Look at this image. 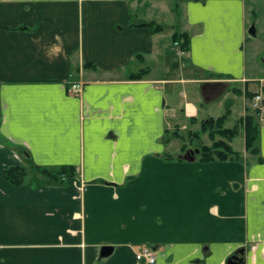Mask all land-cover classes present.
Listing matches in <instances>:
<instances>
[{
	"label": "crops",
	"instance_id": "1",
	"mask_svg": "<svg viewBox=\"0 0 264 264\" xmlns=\"http://www.w3.org/2000/svg\"><path fill=\"white\" fill-rule=\"evenodd\" d=\"M140 21L162 28L131 25ZM176 34L187 38L177 66ZM260 89L264 0H0V264H143V246L156 264L238 253L230 264H264ZM226 109L223 127L238 132L224 140L239 156L182 158ZM10 165H71L75 176L15 186Z\"/></svg>",
	"mask_w": 264,
	"mask_h": 264
},
{
	"label": "trees",
	"instance_id": "2",
	"mask_svg": "<svg viewBox=\"0 0 264 264\" xmlns=\"http://www.w3.org/2000/svg\"><path fill=\"white\" fill-rule=\"evenodd\" d=\"M134 26H148L152 30H160L161 25L155 24L152 21H140L138 23H131ZM185 37V36H184ZM173 38H180L179 35H174ZM182 48H187V38L182 42ZM140 74H133L132 77H139ZM228 114V109L225 113L216 119L208 118L203 122L202 132H208L209 137L212 139L211 145H201L199 147V160L202 162L210 160H226L235 159L239 156L238 152L234 151L227 143L226 139H231L238 132V127L233 128L223 127V122ZM259 125L254 121L252 116H247L245 119V146L249 152H255L258 142ZM195 135V133H194ZM221 136L223 139H216V136ZM169 159L171 156L166 155ZM3 177L12 185L18 186L26 183L32 179L33 174H39L51 182L64 184L75 176V170L71 165H61L55 168L40 167V166H24V165H10L3 169ZM32 174V175H31ZM31 175V176H30Z\"/></svg>",
	"mask_w": 264,
	"mask_h": 264
},
{
	"label": "rangeland",
	"instance_id": "3",
	"mask_svg": "<svg viewBox=\"0 0 264 264\" xmlns=\"http://www.w3.org/2000/svg\"><path fill=\"white\" fill-rule=\"evenodd\" d=\"M173 1H175V0H173ZM175 15V14H174ZM177 15V14H176ZM176 17V16H175ZM173 18V16L171 15V14H169V13H165L163 16H162V20H164L163 21V23H164V25L166 26H168L169 24H173L175 27L178 25V21H179V17H176L175 18V20H173L172 19ZM159 20H161V17H160V19ZM255 25V24H254ZM184 36H182V39H179V38H173L172 40L173 41H171V45H172V48L174 49L173 50V53H184L185 52V49L184 48H182L183 46H182V42L184 41ZM172 55V59H173V62H174V65L175 66H177L178 64H177V62H178V59L179 58H177V57H179L177 54L176 55ZM182 55V54H181ZM183 56L181 57V60H183ZM250 107V106H249ZM227 126H229V124L227 123L226 124ZM219 136H216V138H218ZM183 138L184 139H186V138H188V137H184L183 136ZM182 140L181 139H179V138H177L176 140H175V142H181ZM188 141V140H187ZM207 143H210V139H209V137L207 136V135H204V136H201V140H200V142L198 141V140H193V142L192 143H186V147H188L189 145L191 146V147H199V145H202V144H207ZM174 144V143H173ZM176 144V143H175ZM234 146H236V147H238V144H241V145H243V138H242V136L240 135V136H237V137H235L234 139H233V143H232ZM257 147V146H256ZM169 149H170V151H171V153H174L173 151H172V149H173V147H169ZM193 149V148H192ZM256 150H257V148H256ZM186 152V151H185ZM185 152L183 151H181V157L183 158V155L185 154ZM256 152V151H255Z\"/></svg>",
	"mask_w": 264,
	"mask_h": 264
},
{
	"label": "built area",
	"instance_id": "4",
	"mask_svg": "<svg viewBox=\"0 0 264 264\" xmlns=\"http://www.w3.org/2000/svg\"><path fill=\"white\" fill-rule=\"evenodd\" d=\"M82 85L80 83H72L69 87L72 94L77 95L80 93ZM252 106L255 109L264 108V92L262 89L258 90L252 97ZM134 258L136 262L143 264H156V255L150 246H143L134 251Z\"/></svg>",
	"mask_w": 264,
	"mask_h": 264
},
{
	"label": "water",
	"instance_id": "5",
	"mask_svg": "<svg viewBox=\"0 0 264 264\" xmlns=\"http://www.w3.org/2000/svg\"><path fill=\"white\" fill-rule=\"evenodd\" d=\"M248 32L251 34V35H255V28H254V25L251 24L250 27L248 28ZM199 152V149L198 148H195V149H188L185 154L183 155V158H186V159H193L194 158V154L195 153H198ZM232 259H235L236 261H243V258H242V254L241 253H238L236 255H233L230 259H228L227 263L230 264V262H232Z\"/></svg>",
	"mask_w": 264,
	"mask_h": 264
}]
</instances>
